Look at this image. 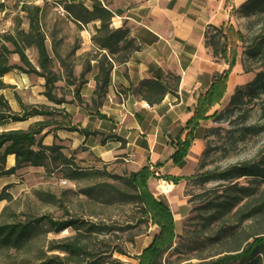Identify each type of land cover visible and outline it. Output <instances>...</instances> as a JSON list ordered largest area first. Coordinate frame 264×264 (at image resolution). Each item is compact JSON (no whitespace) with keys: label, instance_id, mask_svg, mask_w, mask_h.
I'll return each mask as SVG.
<instances>
[{"label":"rangeland","instance_id":"374dc122","mask_svg":"<svg viewBox=\"0 0 264 264\" xmlns=\"http://www.w3.org/2000/svg\"><path fill=\"white\" fill-rule=\"evenodd\" d=\"M70 1L74 0H0V35L4 33L16 34L19 30L28 31L30 18L28 11L23 9L24 4L41 7L39 13L40 26L46 35L47 48L52 57V70L60 78L54 84V94L58 99H65V104L74 102L75 99L78 100L75 97L74 89L76 84H79L80 75L86 72L90 65L93 69L86 73L85 78L88 81L92 77L94 78L97 69L95 58L98 50L92 37L97 30L95 23H98V26L101 25L100 21L85 24L75 22L65 9L66 4L71 3ZM81 1L90 8L92 7V0H79V2ZM261 19L258 16L246 18L237 15L235 25L246 36V42L241 43L240 46L243 69L247 72L246 68L251 67L254 74L264 70V59L261 56L247 58L244 52L255 43V38L260 34ZM210 30L212 33L215 32L213 28ZM9 47L14 48L12 44H9ZM26 54L30 61L38 67L39 53L37 48L28 47ZM239 57L240 53L238 60ZM63 60H67L66 62H69L74 68L76 84L69 83L67 68ZM10 63L23 66L17 53L10 54ZM252 78L253 74L248 76L247 81ZM3 79L11 86L1 90L0 93H3L10 103H13V110L16 113H24V107L31 110L32 107L38 106L47 112H51L50 115H40L38 117L40 120L68 123V116L62 109L63 103H55L44 94L46 90L44 77L36 73L27 74L20 69H14L5 74ZM246 84L238 85L233 93L222 101L218 107L222 113L221 119H211L204 128L207 153L204 154L203 152L200 155L192 177L179 182L182 184L181 193L188 197L193 208L186 219H182V217H186L191 208H186V206L176 208L179 211L176 213V218L173 212L177 237L173 247L164 255L163 264H199L203 260L216 259L224 254L234 252L243 243L245 237L264 234V208L261 212L253 213L248 219L242 218L243 214H248L253 210V203H263L261 193L264 190V179L240 178L238 183L241 186H250L255 190V194L252 197L245 196L233 211L209 224L207 218L215 210L209 209L208 203L217 198L224 199L226 195L237 196L240 193L234 187L226 188L219 185L226 184L229 186V182L213 180L203 183L200 178L202 173L221 172L234 164L255 159L264 149V131L259 135H245L241 130L243 124L264 125V93L258 92L254 96L245 94L239 103L230 106L231 98L237 88L245 87ZM78 102L80 101L78 100ZM83 102L88 103L85 100L80 103ZM3 122L6 120L0 121V128L11 127V121L4 125ZM35 122L37 121L32 118L20 121L16 126L28 129ZM41 136L43 135H38L37 138ZM56 142L64 146L63 152L71 157L76 167L86 169L95 167L108 170L119 176L130 174V169L124 168L116 162L104 165L88 150H81L80 147L74 148L69 139H57ZM58 165L59 162L50 164L46 168L29 166L15 173L11 178L17 183L9 185V191L6 189V192L13 195V199L0 202V222L30 220L33 217L50 215L55 219H67L73 216L105 221L109 224L115 223L117 230L107 235L95 236L93 242L99 243L102 240L111 247L120 246L126 254L115 252L113 257L126 264H138L139 259L137 257L151 243L153 236L159 229L152 224L141 223L138 220L140 212L133 205L97 203L95 198L101 197V195H103L102 200L110 198L111 195L107 190L103 193L98 190L95 192L89 190L101 182H110L122 186V181L108 176H92L81 180H71L65 175L62 166L56 167ZM158 179L160 181L158 183L163 184L165 179ZM64 180L67 182L64 183ZM165 181L170 183V180ZM155 187L156 185H151V190L157 192ZM4 190L5 188L1 190V193ZM48 229L49 227H44L41 229V233L33 238L29 253L1 250L0 264L23 262L25 258L26 260H34L37 254L35 252L39 250L46 252L48 257L63 254L59 250H53L52 247L62 238L74 235L75 230L68 228L56 233L54 231L48 232ZM199 235H201L202 240L208 238L206 243L200 242L201 239L197 238ZM218 235H220L218 241L210 242V238H215ZM233 264L241 263L237 261Z\"/></svg>","mask_w":264,"mask_h":264},{"label":"trees","instance_id":"16d2710c","mask_svg":"<svg viewBox=\"0 0 264 264\" xmlns=\"http://www.w3.org/2000/svg\"><path fill=\"white\" fill-rule=\"evenodd\" d=\"M90 8L84 2L66 4L65 9L78 24L100 21L101 25L97 27L96 33L92 39L97 47L96 55L97 73L94 76L96 86L94 89L93 101L95 104L107 95L111 80V73L115 63H125L131 57L133 52L139 49L136 40L130 36L128 28L112 27V18L114 13L104 6L100 0H92ZM23 9L28 11L30 18V29L19 30L16 34L4 33L0 35V91L9 88L11 85L3 79L5 74L14 69H20L27 74L36 73L45 78L46 90L44 94L55 103H64L65 99H58L54 94V84L60 78L52 70V57L46 44V35L41 29L39 22L40 6H31L24 4ZM234 13L241 17H261L260 34L255 38V43L245 50L247 58L263 57L264 59V0H246L239 8L234 9ZM213 28L215 32H211ZM246 42L245 34L237 29L233 24L214 26L211 25L206 31V44L211 47L213 55L217 61L224 60L228 64V69L217 74L210 88L202 93L194 109L192 117L187 121L186 128L188 132L185 138H178L175 142L176 151L172 155L175 164L181 163L188 155L190 147L195 139L194 132L200 125L201 121L219 120L222 113L219 110L210 114V111L216 104H219L227 90L229 76L232 73L238 60V48L241 43ZM9 44L14 46L13 49ZM36 47L39 53V69L34 65L26 49ZM17 53L23 63V66L10 63V54ZM67 60H63L67 68V79L69 83L76 84L74 68ZM93 67H87L79 78V84L74 89L75 97L82 102L81 89L88 82L85 78L87 72L92 71ZM247 72H253V69L246 68ZM73 79V80H71ZM178 90L180 77L174 76ZM170 91L169 87L162 80L146 79L134 89V93L147 100L149 104L160 103L165 94ZM258 92L264 93V70L255 74L252 81L248 82L245 87H238L233 94L230 106L236 105L245 94L254 96ZM51 114L43 108L34 106L31 110L24 107V113H16L7 97L0 93V121H25L30 117L38 115ZM51 121H37L28 129H7L0 131V177L17 173L19 170L33 167H49L50 164L59 162L56 167H63L65 175L71 180H81L87 177H104L108 176L122 181V186L110 182H101L92 186L91 192L108 191L110 198L102 200L96 197L97 203L100 204H130L140 212L139 221L149 225L156 226L159 230L153 236L151 243L143 249L138 264H163L164 255L173 247L177 234L174 228V213L169 203L157 197L150 189L149 180L152 177L163 178L174 183H179L182 179L190 177L164 175L156 176V172L151 166L145 165L138 171H132L128 175L119 176L108 170L99 168L86 169L74 166V161L65 152L64 146L57 142L52 145H46L43 142L42 134L44 127L50 125ZM242 132L251 135H259L264 131V125L243 124ZM89 133L88 131H86ZM207 153V149L204 154ZM15 155V165L7 169L8 156ZM159 165V164H157ZM243 177H252L253 179H264V149L259 156L252 160H246L238 164L229 166L221 172L202 173L200 175L203 183L213 180L229 182L219 184L224 187H234L239 191V195H226L224 199L217 198L208 203L209 209L215 212L207 218V223H213L223 215L233 211L241 203L244 197H252L255 190L250 186H241L238 180ZM9 186L0 194L1 200H12L13 195L6 192ZM88 190V191H89ZM90 192V193H91ZM88 193V194H90ZM263 203H253L254 208L248 214H243V219H248L255 212H261L264 208V190L261 193ZM249 206V205H248ZM247 206V207H248ZM116 224H109L105 221H95L85 217H73L67 219H55L50 215L33 217L30 220H13L9 222H0V251L15 250L17 252L29 253L34 237L41 233V229L49 227L47 230L60 233L65 229L72 228L75 234L62 238L52 247L53 250H59L63 254L48 257L46 252L39 250L35 253L34 260H25L10 264H126L118 258H114L115 252L126 254L120 246L111 247L107 242L100 241L94 243V237L107 235L117 230ZM134 225V224H133ZM201 239V235L197 236ZM208 239V238H207ZM207 239L200 242L206 243ZM220 235L210 238V242H216ZM240 261L241 264H264V234H254L245 237L243 243L234 250V252L224 254L216 259L203 260L199 264H233ZM194 264V263H189Z\"/></svg>","mask_w":264,"mask_h":264},{"label":"crops","instance_id":"0c3cea01","mask_svg":"<svg viewBox=\"0 0 264 264\" xmlns=\"http://www.w3.org/2000/svg\"><path fill=\"white\" fill-rule=\"evenodd\" d=\"M100 1L114 13L112 27L128 28L139 49L125 63L114 64L108 93L101 102L95 104L93 101L96 82L92 77L80 92L89 105L76 99L63 103L68 123L49 120L50 125L42 131L44 144L52 145L57 139H69L74 148L88 150L104 165L116 162L132 172L149 164L156 176H192L200 155L206 149L204 128L211 120L201 121L194 132L195 139L188 155L179 164H175L172 158L176 151L175 142L180 136L185 138L187 121L194 113L199 96L210 88L217 74L228 69V64L224 60L217 61L211 47L206 44V31L211 25L235 26L237 15L234 9L246 0ZM95 24L99 27L98 23ZM239 49L240 57L229 76L222 101L238 85L255 77L252 71H244L241 47ZM252 74L253 78L247 81ZM174 76L180 77L177 91ZM146 79L162 80L169 87L170 91L160 103L149 104L134 93V89ZM222 101L213 107L210 114L218 110ZM10 104L14 109L13 103ZM39 116L29 119L40 121ZM9 121L11 127L0 128V131L23 128L16 126L20 121L6 120L3 125ZM12 156L16 161L15 155L8 156L7 169L15 165L10 163ZM13 175L0 177L1 190L17 183L11 178ZM158 180V177L150 178V189L151 185H156L157 192L152 190L153 193L169 203L175 218L179 212L176 208H191L186 217H182L186 219L193 206L181 193L182 184L170 181L174 190L165 193Z\"/></svg>","mask_w":264,"mask_h":264},{"label":"bare ground","instance_id":"6f19581e","mask_svg":"<svg viewBox=\"0 0 264 264\" xmlns=\"http://www.w3.org/2000/svg\"><path fill=\"white\" fill-rule=\"evenodd\" d=\"M10 163L11 164L15 163L13 156L10 159ZM160 187L167 192H170L174 188V186L171 183H167V182H163V184H161Z\"/></svg>","mask_w":264,"mask_h":264},{"label":"built area","instance_id":"2783aa9c","mask_svg":"<svg viewBox=\"0 0 264 264\" xmlns=\"http://www.w3.org/2000/svg\"><path fill=\"white\" fill-rule=\"evenodd\" d=\"M147 106H149V104H146ZM64 183H66L67 182V180H64L63 181ZM165 193H167V191H165V190H163Z\"/></svg>","mask_w":264,"mask_h":264}]
</instances>
